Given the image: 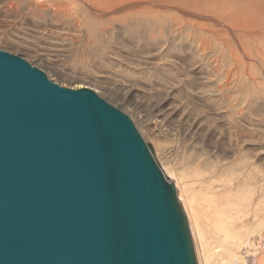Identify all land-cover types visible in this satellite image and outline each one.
<instances>
[{
  "label": "rangeland",
  "instance_id": "1",
  "mask_svg": "<svg viewBox=\"0 0 264 264\" xmlns=\"http://www.w3.org/2000/svg\"><path fill=\"white\" fill-rule=\"evenodd\" d=\"M49 2L0 0V50L22 57L61 87L94 91L126 114L175 184L180 204L166 162L185 181L196 168L204 171L210 182L204 184L231 193L230 205L246 199L256 208L258 193L238 186L264 184V36L247 37L236 24L264 31V5L58 0L60 21L48 18L39 29L31 6L52 8ZM206 24L221 35L204 30ZM193 184L181 188L200 189ZM229 213L236 237L256 243L258 223L237 221L232 207ZM256 217L264 224V209Z\"/></svg>",
  "mask_w": 264,
  "mask_h": 264
},
{
  "label": "water",
  "instance_id": "2",
  "mask_svg": "<svg viewBox=\"0 0 264 264\" xmlns=\"http://www.w3.org/2000/svg\"><path fill=\"white\" fill-rule=\"evenodd\" d=\"M0 264H198L132 120L0 50Z\"/></svg>",
  "mask_w": 264,
  "mask_h": 264
},
{
  "label": "bare ground",
  "instance_id": "3",
  "mask_svg": "<svg viewBox=\"0 0 264 264\" xmlns=\"http://www.w3.org/2000/svg\"><path fill=\"white\" fill-rule=\"evenodd\" d=\"M81 1L94 4V0ZM259 1L261 0H248V2L256 3L259 6L264 5V2ZM49 3L52 8L44 9L39 5L31 6L32 12L36 13L39 18V29L42 24L44 26V22L48 18L60 21L58 17L61 13V7L58 4V0H50ZM204 12L208 13V9L205 8ZM217 16L222 17L221 15ZM63 18L66 19L67 15L63 14ZM77 20L80 22L79 19ZM261 22L264 23L263 20ZM249 25L252 26L253 24L249 23ZM236 26L240 27L247 37L259 39L264 36V31H259L257 28L255 32L253 30L254 26H252L253 28H250L247 24H236ZM210 28H214V25L206 24L204 26V30L210 32V34L212 33L213 36L219 37L221 35L220 32ZM42 29H45V26ZM164 166H166L169 175L174 176L177 180L179 197L188 215L190 226L195 236L193 237L197 242L199 264H264V224L259 223L260 219L256 217L257 212L264 209L263 183L244 184L241 185L242 188L238 186V191L240 192L258 193L256 208L246 199H240L239 202L230 205L232 203V200L229 201L231 193L227 190L216 193L211 189L210 185L204 184L210 183L208 180L204 182V171L196 168L189 175L190 180L194 182L193 185H201L199 190L182 189L181 185L189 184L191 181H185L186 178L176 175L175 172L178 171V168L173 167L171 164L166 162ZM230 207L234 209V213H238L237 221L247 223L249 217H252L251 220L254 224L258 223L256 227L260 233L257 236L256 243L248 244L247 240L242 241L236 237L233 228L230 226Z\"/></svg>",
  "mask_w": 264,
  "mask_h": 264
}]
</instances>
